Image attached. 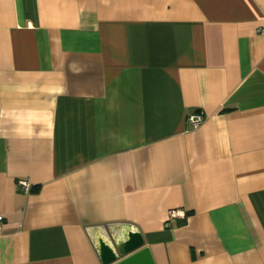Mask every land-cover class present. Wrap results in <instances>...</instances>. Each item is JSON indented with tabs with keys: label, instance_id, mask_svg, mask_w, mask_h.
Returning <instances> with one entry per match:
<instances>
[{
	"label": "crops",
	"instance_id": "obj_1",
	"mask_svg": "<svg viewBox=\"0 0 264 264\" xmlns=\"http://www.w3.org/2000/svg\"><path fill=\"white\" fill-rule=\"evenodd\" d=\"M0 214V264H264V0H0Z\"/></svg>",
	"mask_w": 264,
	"mask_h": 264
},
{
	"label": "built area",
	"instance_id": "obj_2",
	"mask_svg": "<svg viewBox=\"0 0 264 264\" xmlns=\"http://www.w3.org/2000/svg\"><path fill=\"white\" fill-rule=\"evenodd\" d=\"M204 118H205V116H204L203 112H201V111L194 112V113L189 114L187 116V123H188L190 128L195 129L203 122ZM17 185L22 192L26 193L29 191L30 184H29L28 180L23 179V178L18 179ZM3 221H4V218L0 214V231L2 230Z\"/></svg>",
	"mask_w": 264,
	"mask_h": 264
},
{
	"label": "water",
	"instance_id": "obj_3",
	"mask_svg": "<svg viewBox=\"0 0 264 264\" xmlns=\"http://www.w3.org/2000/svg\"><path fill=\"white\" fill-rule=\"evenodd\" d=\"M147 252V249H142L132 256H129L128 258L122 260L121 262H118L117 264H136L139 261H145L146 259H141L143 256H145Z\"/></svg>",
	"mask_w": 264,
	"mask_h": 264
},
{
	"label": "trees",
	"instance_id": "obj_4",
	"mask_svg": "<svg viewBox=\"0 0 264 264\" xmlns=\"http://www.w3.org/2000/svg\"><path fill=\"white\" fill-rule=\"evenodd\" d=\"M29 191H30V189H29ZM29 191H28V192H29Z\"/></svg>",
	"mask_w": 264,
	"mask_h": 264
}]
</instances>
